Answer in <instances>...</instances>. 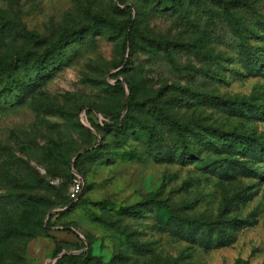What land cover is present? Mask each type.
<instances>
[{
	"label": "rangeland",
	"instance_id": "374dc122",
	"mask_svg": "<svg viewBox=\"0 0 264 264\" xmlns=\"http://www.w3.org/2000/svg\"><path fill=\"white\" fill-rule=\"evenodd\" d=\"M23 54L0 264H264V0H0V60Z\"/></svg>",
	"mask_w": 264,
	"mask_h": 264
},
{
	"label": "trees",
	"instance_id": "16d2710c",
	"mask_svg": "<svg viewBox=\"0 0 264 264\" xmlns=\"http://www.w3.org/2000/svg\"><path fill=\"white\" fill-rule=\"evenodd\" d=\"M128 26H129V29L126 31L125 33V36H126V40L129 41L130 37H131V28L133 26V21L131 19L128 20ZM72 31L71 28L69 27H65L61 34L59 35V37L50 44V47L56 45L58 42H60L66 35H68L70 32ZM26 58V54H23V55H18L16 56L14 59H11V60H0V67L1 69H4V68H10V67H13L15 66L17 60H22ZM117 82L119 83L120 80L117 79ZM126 120V115H121V118L118 120L120 123L124 122ZM104 125H106L107 123L106 122H103ZM118 126V125H117ZM86 254H88V252H86L85 254L83 253H79V254H67V253H63L61 255V257L64 259V260H67V259H73V261H81L84 259V257H86ZM95 261L97 262H100V257L99 256H96V255H90Z\"/></svg>",
	"mask_w": 264,
	"mask_h": 264
},
{
	"label": "built area",
	"instance_id": "2783aa9c",
	"mask_svg": "<svg viewBox=\"0 0 264 264\" xmlns=\"http://www.w3.org/2000/svg\"><path fill=\"white\" fill-rule=\"evenodd\" d=\"M82 185L79 179H76L73 185L72 196L76 198L77 193L81 190Z\"/></svg>",
	"mask_w": 264,
	"mask_h": 264
},
{
	"label": "water",
	"instance_id": "95a60500",
	"mask_svg": "<svg viewBox=\"0 0 264 264\" xmlns=\"http://www.w3.org/2000/svg\"><path fill=\"white\" fill-rule=\"evenodd\" d=\"M128 98L126 97V100H127Z\"/></svg>",
	"mask_w": 264,
	"mask_h": 264
}]
</instances>
